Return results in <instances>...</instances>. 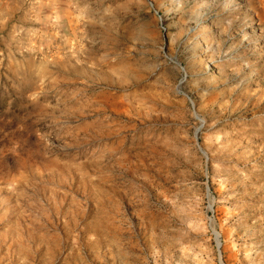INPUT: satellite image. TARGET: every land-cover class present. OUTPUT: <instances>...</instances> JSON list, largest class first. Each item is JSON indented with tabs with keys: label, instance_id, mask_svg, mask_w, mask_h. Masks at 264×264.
<instances>
[{
	"label": "rangeland",
	"instance_id": "rangeland-1",
	"mask_svg": "<svg viewBox=\"0 0 264 264\" xmlns=\"http://www.w3.org/2000/svg\"><path fill=\"white\" fill-rule=\"evenodd\" d=\"M0 264H264V0H0Z\"/></svg>",
	"mask_w": 264,
	"mask_h": 264
},
{
	"label": "bare ground",
	"instance_id": "bare-ground-1",
	"mask_svg": "<svg viewBox=\"0 0 264 264\" xmlns=\"http://www.w3.org/2000/svg\"><path fill=\"white\" fill-rule=\"evenodd\" d=\"M263 97V96H262ZM215 234V238H218V240H219V234H217V233H214ZM220 246H221V242L219 241V242H217ZM220 248V247H219Z\"/></svg>",
	"mask_w": 264,
	"mask_h": 264
},
{
	"label": "water",
	"instance_id": "water-1",
	"mask_svg": "<svg viewBox=\"0 0 264 264\" xmlns=\"http://www.w3.org/2000/svg\"><path fill=\"white\" fill-rule=\"evenodd\" d=\"M204 152V151H203ZM205 153V152H204ZM214 233H215V231H214ZM217 246H218V248L220 247V245L217 243Z\"/></svg>",
	"mask_w": 264,
	"mask_h": 264
}]
</instances>
